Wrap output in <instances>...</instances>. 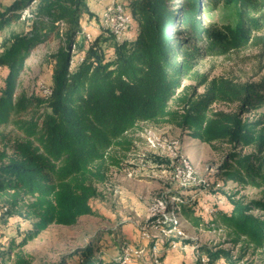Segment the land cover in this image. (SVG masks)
<instances>
[{
    "label": "trees",
    "instance_id": "16d2710c",
    "mask_svg": "<svg viewBox=\"0 0 264 264\" xmlns=\"http://www.w3.org/2000/svg\"><path fill=\"white\" fill-rule=\"evenodd\" d=\"M124 3L136 25L135 35L118 39L103 27L79 42L82 15L88 20L95 15L89 0H12L0 8V33L13 24H26L20 31L11 29L1 42L0 66L8 73L0 92V128L12 126L20 134L10 154L0 153V205L31 222L22 238H11L7 248L0 245V264H7V258L10 264H30L24 246L49 225L72 226L81 216L96 214L91 199L107 180L108 158L113 159L109 150L125 148L127 134L140 123H169L202 142L233 144L219 166L221 173L226 180L264 191V118L243 117L264 104V79L203 76L199 95L193 86L182 84L204 54H225L257 38L253 32L262 28L264 0H206L207 5H231L235 10L233 24L218 25L204 24L203 0ZM30 6V15L23 17ZM54 37L59 45L51 54L50 94L18 91L31 49ZM214 103L235 104L236 109H216ZM0 142H10L3 130ZM246 147L251 149L243 151ZM228 199L227 209L214 208L209 220L183 200L178 211L194 227L217 225L228 241L264 249V217L254 212L264 211V200ZM157 225L170 227L159 221ZM173 240L179 241L172 237L160 245L159 260ZM125 245L104 260L90 243L56 264H69V257H77L78 264H118ZM197 253L195 264H240V257L224 248L200 246Z\"/></svg>",
    "mask_w": 264,
    "mask_h": 264
},
{
    "label": "rangeland",
    "instance_id": "374dc122",
    "mask_svg": "<svg viewBox=\"0 0 264 264\" xmlns=\"http://www.w3.org/2000/svg\"><path fill=\"white\" fill-rule=\"evenodd\" d=\"M11 1L0 0V8ZM106 4L107 0H89L95 15L89 20L86 14L82 15V31L84 29L93 34L102 30L99 16L103 15ZM206 5V0H203L201 17L205 25L235 22L236 13L231 5ZM30 8L24 9L23 17L30 13ZM260 22L262 28L253 32L257 38L254 37L249 45L225 54L206 53L196 60L189 77L183 79V86H193L199 95L204 91V85L199 84L203 76L208 80L219 76L240 82L263 80L264 19H260ZM25 25L24 22L16 23L11 29L20 31ZM11 29L0 33V53L3 50V37L8 36ZM84 36L83 33L79 34L77 41L84 39ZM58 45V39L54 37L31 49L18 78V91L50 94L53 71L51 54L57 50ZM7 73L8 68L0 66V92L5 86ZM212 107L225 111L236 109L235 104L227 103H214ZM243 117L250 121L264 118V104L246 111ZM0 130L10 139L8 146L0 142V153L6 150L10 154L12 142L20 133L12 126L1 127ZM127 135L129 144L125 148L114 147L109 150L113 159L108 158L107 180L99 184L100 194L91 199L96 214L83 215L72 226L49 225L24 246L30 264H56L63 255L90 243L97 255L102 254L104 260H109L119 253L124 242L123 256L117 257L118 264L124 257L131 264H188L190 258L193 261L198 257L197 249L200 246L227 249L234 257H240V264H264V249L228 241L226 233L217 225L214 228L205 225L194 227L178 211L179 201L183 200L187 206L194 207L197 214L209 220L213 217L214 208L227 209L228 197L242 199L244 202L264 200L263 190L226 180L221 173L219 166L226 152L234 147L233 144L202 142L179 127L153 121L140 123ZM236 149L240 150L241 147ZM250 149L246 147L243 151ZM11 212L0 205V245L4 248L8 247L11 238H22L21 232L31 226L29 220L19 217L17 213L11 215ZM254 212L264 217L261 209ZM157 221L169 224L170 227H160ZM172 237H177L179 241L173 240L170 249L165 250L166 259L159 260L160 245ZM193 251L195 254L192 256ZM67 259L69 264H78L77 257ZM6 262L10 264L11 260L7 258ZM202 262H206L204 258ZM216 264L225 263L218 260Z\"/></svg>",
    "mask_w": 264,
    "mask_h": 264
},
{
    "label": "bare ground",
    "instance_id": "6f19581e",
    "mask_svg": "<svg viewBox=\"0 0 264 264\" xmlns=\"http://www.w3.org/2000/svg\"><path fill=\"white\" fill-rule=\"evenodd\" d=\"M124 0H108L105 11L103 15L100 14L99 18H101V26L108 28L113 33L116 34L117 38H122L125 33L129 30V25L132 23V15L130 8L125 5ZM124 18L128 19V25L124 22ZM82 33H85L83 29ZM86 38L89 39L91 37V33L85 34ZM49 91V90H48ZM178 142V141H177ZM173 144V143H172ZM176 145V144H175ZM173 147V146H172ZM174 148V147H173ZM172 153V152H171ZM180 157V156H179ZM183 161V160H182ZM186 162V161H185ZM183 163V162H182ZM188 164V163H187ZM191 164V163H190ZM182 169V168H181ZM192 171V170H191ZM192 174V172H189ZM182 174V173H181ZM184 174V173H183ZM194 175V174H193ZM177 176V175H176ZM182 176V175H181ZM190 177V176H189ZM191 179V178H190ZM179 180V179H178ZM189 180V178H188ZM178 197V196H177ZM159 206V205H158ZM164 206V205H163ZM169 218V217H168ZM173 218V217H172ZM171 218V219H172ZM175 219V218H174ZM177 219V218H176ZM169 221V220H168ZM165 222V221H164ZM172 223V222H171ZM179 224V223H178ZM177 224V225H178ZM176 225V226H177ZM171 229V228H170ZM169 231V230H168ZM175 231V230H174ZM170 233V232H169ZM172 246V245H171ZM143 248V247H142ZM141 248V249H142ZM128 250V249H127ZM130 251V250H129ZM124 252V251H123ZM125 255V254H124ZM129 255V254H128ZM123 256V255H122ZM120 260V264H128L126 261V257ZM157 262V261H156Z\"/></svg>",
    "mask_w": 264,
    "mask_h": 264
},
{
    "label": "crops",
    "instance_id": "0c3cea01",
    "mask_svg": "<svg viewBox=\"0 0 264 264\" xmlns=\"http://www.w3.org/2000/svg\"><path fill=\"white\" fill-rule=\"evenodd\" d=\"M105 1H106V0H105ZM11 2H12V1H11ZM107 2H108V0H107ZM9 3H10V2H9ZM9 3H8V4H9ZM135 26H136V25L133 23L132 26L129 28V30L125 33V35H126L127 37H132L133 35H135V33H136V27H135ZM125 35H124V36H125ZM184 247H186V246H184ZM180 248H181V247H180ZM169 249H170V248H169ZM182 249H185V248H182ZM171 251H177V250H175V249L172 250V249H171ZM193 252H194V251H193ZM191 254H192V252H191ZM194 254H195V252L192 254V256H193ZM165 256H166V255H165ZM164 259H166V258L164 257ZM192 259H193V258H190V259H189V261H188L189 263H188V264H195L197 258H195V260H193V261H192ZM165 263H166V262H165ZM166 264H167V263H166Z\"/></svg>",
    "mask_w": 264,
    "mask_h": 264
},
{
    "label": "built area",
    "instance_id": "2783aa9c",
    "mask_svg": "<svg viewBox=\"0 0 264 264\" xmlns=\"http://www.w3.org/2000/svg\"><path fill=\"white\" fill-rule=\"evenodd\" d=\"M29 15H30V13L28 14V16ZM99 21H100V24H101V18H99ZM124 22L126 23V25H128V19L124 18ZM84 34H88V32L85 30V33ZM187 177H188V174H187ZM204 181H205V179H203V183H204ZM161 210H162V205H161ZM126 261H128V263L131 264L128 259H126Z\"/></svg>",
    "mask_w": 264,
    "mask_h": 264
}]
</instances>
